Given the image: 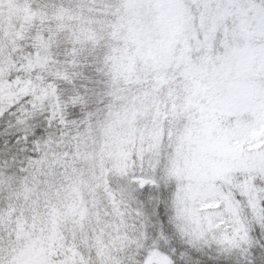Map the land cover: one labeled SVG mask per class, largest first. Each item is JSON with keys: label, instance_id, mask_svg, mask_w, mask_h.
I'll list each match as a JSON object with an SVG mask.
<instances>
[{"label": "snow or ice", "instance_id": "snow-or-ice-1", "mask_svg": "<svg viewBox=\"0 0 264 264\" xmlns=\"http://www.w3.org/2000/svg\"><path fill=\"white\" fill-rule=\"evenodd\" d=\"M0 264H264V0H0Z\"/></svg>", "mask_w": 264, "mask_h": 264}]
</instances>
